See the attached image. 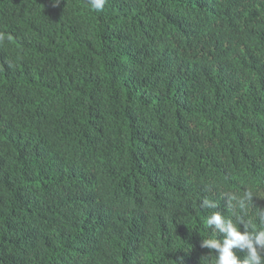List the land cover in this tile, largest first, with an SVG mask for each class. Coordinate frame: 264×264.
<instances>
[{"label": "trees", "instance_id": "1", "mask_svg": "<svg viewBox=\"0 0 264 264\" xmlns=\"http://www.w3.org/2000/svg\"><path fill=\"white\" fill-rule=\"evenodd\" d=\"M246 191L256 227L264 0H0V264H215Z\"/></svg>", "mask_w": 264, "mask_h": 264}, {"label": "clouds", "instance_id": "2", "mask_svg": "<svg viewBox=\"0 0 264 264\" xmlns=\"http://www.w3.org/2000/svg\"><path fill=\"white\" fill-rule=\"evenodd\" d=\"M59 3V0H55ZM93 11H101L107 0H87ZM229 205L235 201V207L239 209L240 215L235 221L227 218L220 211H213L206 219V226L222 234L221 239H202L201 246L216 252L215 264H264V210H258V226L253 227L250 222L245 221L248 208L252 203L253 193L246 191L240 197L227 195ZM216 201L204 199L202 208L215 209ZM243 225L240 230L239 225ZM237 252L244 253L243 258Z\"/></svg>", "mask_w": 264, "mask_h": 264}]
</instances>
